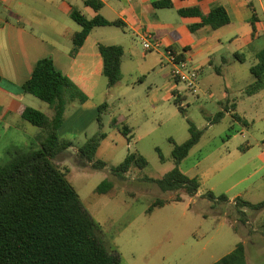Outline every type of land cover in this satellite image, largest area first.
<instances>
[{
	"label": "rangeland",
	"instance_id": "obj_1",
	"mask_svg": "<svg viewBox=\"0 0 264 264\" xmlns=\"http://www.w3.org/2000/svg\"><path fill=\"white\" fill-rule=\"evenodd\" d=\"M255 62V58L246 52V61L236 64L238 74L225 78L230 83L231 102L240 103L242 107H247L250 101L246 91L255 82L250 70ZM164 67L165 74L169 73L171 67ZM124 70L128 75L142 69L138 68V62L127 60ZM207 79L214 86L210 92L206 91ZM223 79L214 71H207L201 77L202 86L199 84L197 92L186 90L181 83L180 88L187 93L183 111L172 99L159 101L154 110L147 98L148 83L136 87L140 104L148 108L137 115L136 136L129 144L110 126V121L125 113L126 106L135 109L136 104L130 97L133 94L125 99L121 86L110 88L106 76H101L94 100L107 102L109 108L104 114L103 129L107 138L102 141L96 159L117 166L129 154L139 153L148 165L133 167L120 177L113 174L109 166L96 170L82 159L78 149L99 131L97 122L55 162L66 172L97 222L102 240L109 249L120 253L121 264H214L242 241L246 242L248 263L264 264V208H240L235 202H218L206 196L213 192L216 197L241 196L253 204L264 202V113L249 110L245 115L241 110L240 115L246 116L250 123L245 127L230 116L211 124L210 120L220 110L214 99L223 97L220 85ZM167 81L168 77L163 76L156 84L162 86ZM35 99L37 103L47 105L39 98ZM52 114L53 111L49 115ZM26 123L30 128L28 132L39 129ZM190 123L204 130V134L179 168L186 175L199 178L202 195L198 197H190L185 190L164 192L155 182L176 167L172 152L175 144L190 138ZM1 136L0 132L2 165L11 158L6 153L8 149L14 153L41 148L38 138L27 145L22 139L24 133L15 146ZM105 180L111 181L113 187L100 194L96 189ZM242 211L247 216H243Z\"/></svg>",
	"mask_w": 264,
	"mask_h": 264
},
{
	"label": "crops",
	"instance_id": "obj_2",
	"mask_svg": "<svg viewBox=\"0 0 264 264\" xmlns=\"http://www.w3.org/2000/svg\"><path fill=\"white\" fill-rule=\"evenodd\" d=\"M86 1L0 0L1 139L11 141L15 146L23 133L22 139L27 145L36 138H42L41 129L28 132V121L22 117V112L29 107L50 114L52 109L49 104L37 103L34 95L23 91V85L30 79L40 60L51 58L57 70L88 97L83 104L72 103V107V104L68 106L65 122L59 129L61 139L75 144L97 122L98 107L107 103L94 100L103 76L99 44L121 45L124 48L123 78L112 88L121 86V94L125 99L133 94L130 97L136 106L135 109H127L126 106L125 113L114 116L110 126L114 119L118 124L129 125L132 128L130 141L118 128L113 127L129 144L136 136L137 115L148 108L140 104V93L136 87L140 88L148 83L147 98L154 110L159 101L172 99L175 102L177 98L181 100L184 109L187 93L180 88L181 83L173 79L171 69L165 74V65L172 68L165 54V49L168 48L177 53L180 59L199 69L200 87L201 77L207 71H214L219 78H224L220 83L223 97L214 99L220 107L217 113H225L222 120L230 116L245 127L250 123L246 116L240 115L241 110L245 115H248L249 110L256 114L264 113V88L254 94L246 91L250 101L247 107H242L240 103L231 102L230 83L225 81L227 76L238 74L236 64L246 61V52L255 58L254 65L258 63L257 56L264 50V0H99L103 3L99 12L88 6ZM167 2L171 6H167ZM215 6L224 7L230 17V23L219 29H213L209 24L202 25L203 19L200 16L180 14L182 10L198 7L206 15ZM74 12H79L88 19L101 15L109 21H121L124 27L94 28L80 50L73 54L74 37L82 31V26L73 18ZM107 28L116 30L110 31ZM143 31L150 32L154 39L160 40L163 48L159 51H144L138 39V33ZM127 60L138 62V68L142 70L127 75L124 70ZM126 76L130 77L127 79ZM163 76H167L168 81L159 86L156 83ZM136 79L140 84L138 86ZM207 84L206 91L210 92L214 88L213 82L207 79ZM211 120L210 123L215 124ZM10 151L12 150L8 149L6 153L10 154ZM201 195L200 188L196 197ZM237 197L241 196L228 198L229 203H234Z\"/></svg>",
	"mask_w": 264,
	"mask_h": 264
},
{
	"label": "trees",
	"instance_id": "obj_3",
	"mask_svg": "<svg viewBox=\"0 0 264 264\" xmlns=\"http://www.w3.org/2000/svg\"><path fill=\"white\" fill-rule=\"evenodd\" d=\"M86 4L97 12L103 7L99 0H87ZM166 4L171 6L168 2ZM180 14L200 16L203 19L202 25L209 24L213 29L230 23V17L222 6L213 7L206 15L198 7L182 10ZM73 18L82 26V31L74 37L73 54L80 50L94 28L124 27L121 21H109L101 15L88 19L79 12H74ZM99 52L103 60V75L112 88L123 78L124 48L121 45L99 44ZM257 58L258 63L250 69L255 82L248 88V94L264 88V50ZM23 91L49 104L53 114L50 116L26 107L22 117L41 129V148L10 152L9 162L0 164V264H121L120 253L109 249L102 240L97 222L84 206L66 172L55 162L60 154L73 145L59 135L68 106L72 103L83 104L88 97L57 70L51 58H44L37 63L32 76L23 85ZM181 103L180 99L175 100V104L183 111ZM107 108V103L98 107L99 131L78 149V155L96 170L109 166L96 159L101 143L107 137L103 132V117ZM224 115V112H219L211 121L218 123ZM111 127L118 128L131 140L132 128L129 125L118 124L114 119ZM189 131L190 138L181 144H175L172 152L176 167L155 182L164 192L185 190L187 195L195 197L201 188V182L198 177L183 173L179 165L199 144L204 130L190 123ZM147 165L148 161L143 155L131 153L122 163L109 166V169L113 174L124 177L133 167L144 168ZM112 187L113 183L105 180L96 191L103 194ZM206 196L218 202H229L226 195L216 197L213 192H209ZM180 200L182 198L177 201ZM234 202L240 208H264V202L253 204L242 197H237ZM241 213L246 216L244 211ZM214 264H248L245 244L238 243L234 250Z\"/></svg>",
	"mask_w": 264,
	"mask_h": 264
},
{
	"label": "built area",
	"instance_id": "obj_4",
	"mask_svg": "<svg viewBox=\"0 0 264 264\" xmlns=\"http://www.w3.org/2000/svg\"><path fill=\"white\" fill-rule=\"evenodd\" d=\"M138 39L146 52L159 51L163 48L162 42L154 39L150 32L138 33ZM165 54L172 65L171 76L173 79L183 83L186 90L197 92L200 77L199 69L191 66L188 61L180 59L179 55L170 48L165 49Z\"/></svg>",
	"mask_w": 264,
	"mask_h": 264
}]
</instances>
